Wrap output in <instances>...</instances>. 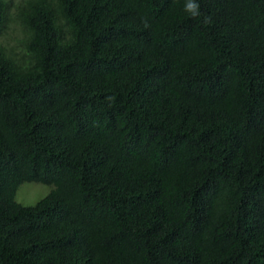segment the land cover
<instances>
[{"label":"trees","instance_id":"trees-1","mask_svg":"<svg viewBox=\"0 0 264 264\" xmlns=\"http://www.w3.org/2000/svg\"><path fill=\"white\" fill-rule=\"evenodd\" d=\"M187 2L0 0V264H264V0Z\"/></svg>","mask_w":264,"mask_h":264},{"label":"rangeland","instance_id":"rangeland-1","mask_svg":"<svg viewBox=\"0 0 264 264\" xmlns=\"http://www.w3.org/2000/svg\"><path fill=\"white\" fill-rule=\"evenodd\" d=\"M14 22H9L8 33L1 37L7 42H14L20 35V32L14 27ZM49 189V185L33 180H26L20 182L14 192V199L23 204L34 203L37 199L41 198Z\"/></svg>","mask_w":264,"mask_h":264},{"label":"clouds","instance_id":"clouds-1","mask_svg":"<svg viewBox=\"0 0 264 264\" xmlns=\"http://www.w3.org/2000/svg\"><path fill=\"white\" fill-rule=\"evenodd\" d=\"M185 11L188 12L191 16L195 17L200 14L199 4L195 0H188L185 4Z\"/></svg>","mask_w":264,"mask_h":264}]
</instances>
